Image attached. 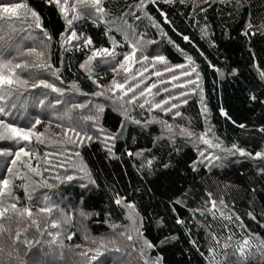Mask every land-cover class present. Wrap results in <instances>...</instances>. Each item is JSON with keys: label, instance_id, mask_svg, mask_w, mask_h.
I'll return each instance as SVG.
<instances>
[{"label": "trees", "instance_id": "trees-1", "mask_svg": "<svg viewBox=\"0 0 264 264\" xmlns=\"http://www.w3.org/2000/svg\"><path fill=\"white\" fill-rule=\"evenodd\" d=\"M0 3L27 5L39 15L43 27L42 31L32 26L30 16L0 20V58L27 62L28 67L17 72L29 80L28 90L21 89L22 95L0 100L5 109L0 120L21 128L35 125L34 131L42 134L44 141L37 142L35 136L31 143L0 140V152L15 153L20 147L33 152L31 163L34 167L39 164L42 173L34 175L20 161L12 166L13 156L0 155V180H10V191L16 198L5 200V204L15 202L18 209L0 219V264H44L60 256L61 263L69 257L73 264H86L79 253L88 248L99 249V253H89L98 256L91 264H144L156 257H163L162 264H264V174L260 171L264 161L222 150L236 145L247 153L264 152V0H209L207 4L203 0H145L143 9L135 7L139 0H102L106 16L69 0V18L74 4L80 13L70 30L60 8L49 0ZM70 31L91 38L93 44L83 47L82 39L64 43L61 37ZM109 37L118 45L116 56L93 61L90 79L80 65L92 50L112 48ZM135 41L141 46L126 67L161 72L173 68L179 77L176 84L184 87L171 85L168 97H179L172 100L179 108L167 112L154 107L162 101L155 98L157 95L145 97L150 103L141 108L145 98L127 103L130 97L119 100L120 90L107 91L113 80L122 83L132 76L133 68L125 73L118 61L132 52ZM29 48L43 52V57L21 55ZM15 50L19 55L13 53ZM144 56L147 61L136 63ZM158 56H163L165 63L156 62ZM187 57L194 64L189 65ZM38 64L52 67L40 68ZM192 67L195 72H191ZM184 71L191 75H182ZM151 75L130 81L140 83L137 94L146 86L141 81ZM39 79L63 89L64 95L32 89V82ZM189 80L196 85L188 84ZM101 92L104 95H99ZM182 92L187 95L181 96ZM57 99L62 103L56 104ZM75 104L87 107L76 109ZM121 105L123 112L117 110ZM99 108L103 111L98 112ZM85 115L97 118L85 121ZM70 128L92 140L65 143L64 132ZM204 133L221 147L199 141ZM68 135L76 139L73 133ZM108 136L115 139L105 141ZM75 152L79 157L73 155ZM226 157L231 163L224 161ZM69 158L76 168L70 166ZM28 159L21 157V161ZM62 163L64 167L59 166ZM81 164L85 172L79 170ZM67 175L75 178L67 181ZM117 197L135 205L139 231L156 246L143 256L128 219L129 210L115 203ZM211 201L216 202L215 215ZM43 207L53 211L39 212ZM25 208L31 209L32 217L19 216ZM52 221L60 226L52 228Z\"/></svg>", "mask_w": 264, "mask_h": 264}, {"label": "snow or ice", "instance_id": "snow-or-ice-1", "mask_svg": "<svg viewBox=\"0 0 264 264\" xmlns=\"http://www.w3.org/2000/svg\"><path fill=\"white\" fill-rule=\"evenodd\" d=\"M152 3H156V0H151ZM165 2L167 3H172L174 2V0H165ZM181 3L184 2V0H180ZM203 2L205 4L209 3V0H203ZM49 3H53L56 5V7L60 8L61 13L64 15L65 20L67 21V25L69 30L71 29V25L73 22V19H78L80 16V13L77 12L76 10V5H72L71 7V11L73 12V15L71 16V18H69V16L67 15L68 12V4H69V0H49ZM76 4H82L86 7H91L95 13L100 14L101 16H106V10L105 8L102 6V0H76ZM145 6V0H139V4H137L135 7L138 9H143V7ZM21 10H23V12H21ZM205 9L201 8V11H204ZM131 14V13H130ZM21 16H23L24 19H27L29 16L31 17L32 20V26H34L37 29H41L43 31V27H42V23L40 20L39 15L31 10L30 8L27 7V5L22 4V3H0V20H11L13 18L16 19H20ZM249 28H251V24H249ZM111 30V29H110ZM248 33L246 32L245 35H247ZM44 36L47 40H51V37L48 35L47 32H44ZM62 41L64 43H70L73 40H78V39H82V44L83 47H89L93 44V41L91 38L89 37H79L77 35V33L75 31H70L68 35L61 37ZM110 40H112V48H107V47H101V48H97L92 50L91 55L88 56V58L85 60L84 63H82L80 65V67L82 69H84L85 71H87L90 75L89 78L91 79V73L93 71V61H95L97 58H101V59H108V58H113L116 56V52H115V48L118 46L115 39L113 37H109ZM128 39L127 34H125V40ZM185 40H187V37H184ZM140 41H135L132 43L131 47H132V52L131 53H126L123 56V60L122 61H118L119 63V69H122L125 73H129L131 72V68L126 67L127 63L135 56L136 52L138 51V49L140 48ZM35 54L37 57H43L44 53L38 51L36 48H29L28 51L26 53L22 52L21 55H32ZM148 57L144 56L142 57V60H137L136 63H141L142 61H147ZM187 60L189 62V65L194 64V61L192 60L191 57H187ZM156 62L158 63H165V58L163 56H158L156 57ZM40 68H51L52 66L50 64H38L37 65ZM28 67V63L24 62V63H14L12 60H5L3 58H0V100H4L6 97L11 96V95H22L23 93L21 92V89H23L24 91L28 90V85H29V80L22 78L18 72L17 69H21V68H26ZM178 68H184V65H178ZM148 69L144 68L143 71H137L136 74L132 75L131 77L125 78L124 81L122 83L117 82L116 80L112 81V86L109 87L107 89L108 92H112L113 89H119L122 93V95L119 96L120 100H124V97H127L129 93H133V95L131 96V98L127 101V103H135L137 100H139L140 98H145L147 96H154V95H158L160 92V89L158 87V84H168L171 83L172 81H176L179 80V77L176 75H173L171 77V80H159L158 83L153 82L149 85H146L143 89H141L138 94H137V89H140V83H135V84H131L130 81H134L136 79V76L139 75L141 77H143L144 72H146ZM58 71V70H57ZM113 71H118V69L113 68ZM165 71L167 72H173L174 69L171 67H168L165 69ZM196 69L195 67H192L191 72H195ZM53 75H56V72H53ZM153 75H155L156 77H162L163 76V72L161 71H156L153 73ZM182 75L184 76H190L191 73L188 71H184L182 73ZM261 76L264 77V73H261ZM95 83V81H93ZM143 81H141L142 83ZM188 84H192V85H196V81L194 80H189L187 82ZM198 86V85H197ZM73 88H76V85L72 86ZM173 87H184V85L182 84H173ZM31 88L32 89H36V88H43V89H47L50 90L52 93H57L59 96H63L64 95V90L61 88H58L55 84L48 82L47 80L44 79H39L36 80L34 82H32L31 84ZM153 89H157L156 93H153ZM162 91L164 92H168L169 88L168 87H164L162 89ZM99 95H104L103 92L99 93ZM181 96H185L187 95V93L182 92L180 93ZM179 97L176 96H170L167 99H164L158 103H155L154 107L156 108H161L164 111L167 112H171L172 109L175 108H179L180 105L178 103H171L172 100H178ZM253 99H255V97H253ZM39 104L41 106L44 105V100L40 99ZM62 103V101L60 99L56 100V104H60ZM149 100L148 99H144V103L140 104V107L143 108L145 104H149ZM183 103H187V100H184ZM165 105H170V107L165 108ZM15 105H13L14 107ZM87 107V105L85 104H75L73 105V108L76 109H83ZM121 107H123V105H121ZM103 111L102 108L98 109V112ZM204 111L207 112V108L205 106ZM5 109L3 107H0V113H4ZM222 115H224L225 117H227V113L223 112V110H221ZM176 116L180 115V112L177 111L175 113ZM97 117L92 116V115H85L82 117L83 120L85 121H95ZM36 124H39L40 121L37 120L35 122ZM34 127L35 125H33L32 127L29 128H21V127H17L14 126L13 124L10 123H6L4 120H0V140H11L13 142L19 143L20 141H25V142H29L31 143L32 137L35 136L37 139V142L39 143H43L44 141L40 139V136L42 134H38L34 131ZM243 127V126H241ZM101 131H103L101 129ZM71 132L74 134V137L76 139L73 138V136H69L68 133ZM187 135L189 137H192V133L188 132ZM206 137V133L201 134L198 137L199 141H202L204 144H207L209 147H216V148H220V144H213L212 141L208 140L205 138ZM64 142L65 143H73V144H79L83 142V139H87V140H92L91 136H83L80 132H78L75 128H70L65 130L64 132ZM111 139H115V137H105V141L107 140H111ZM223 151H226L230 154H235L236 152L239 153L240 156H251L253 159H259L264 161V152H256L255 154L252 153H247L245 150L243 149H239L237 148L236 145H233L231 149H222ZM109 153H111L112 149L109 147L108 148ZM0 155H9V156H13L14 158L11 160V164L12 166H16L17 162L20 161L21 163L24 164L25 167H27L28 171L33 173L36 176H42L40 169V165L37 164L35 167L32 165L31 163V158L33 157L34 153L31 151H26L24 147H20L17 151H15V153H12L11 151H6V152H0ZM38 155V153L36 154ZM73 155H75L76 157H79V152H75L73 153ZM129 155H132V153H129ZM201 157H204V153L201 152L200 153ZM21 157H27L29 158L28 161H21ZM205 159H207V157H204ZM215 159H220V157H215ZM68 163H70V166L73 168H76L77 165L74 162H71L70 158L68 160ZM151 160L148 161V164L151 165ZM195 163V162H194ZM200 163H203V160L200 161ZM60 167H64V164H60ZM165 167H167V165H165ZM79 170L81 172H85V167L83 166V164L79 165ZM45 171H47V169H45ZM262 174H264V169L260 170ZM8 172L11 173L12 172V168L8 169ZM20 179H24L23 177H18ZM75 177L72 175H67L65 176V180L67 181H71L73 180ZM91 183H95V181H90ZM45 184H47V181H44ZM82 187H87V185H82ZM16 198L12 195L11 191H10V180L9 179H3L0 180V219H3L7 216V214L9 212L16 214L18 212L17 209V204L15 202H10L5 204V200H10V201H14ZM115 203L117 205H121L123 207H126L129 210L128 213V219L131 222L132 226H133V231H136L137 233V237L139 239V244H140V254L141 256L144 255L145 251L148 249H153L156 246L148 241L146 238H143V234L139 231V227L138 225V221L136 219V217L138 216V213L135 210V205L131 204V203H125V201L123 200V198L117 197L115 200ZM221 204H223V201L220 202ZM211 207L214 210L213 211V215H215V210H216V202L215 201H211ZM226 207V206H225ZM53 211L52 208L50 207H43L39 209V212L41 213H51ZM19 216L23 217L24 215H27L29 218L32 217V211L31 209L25 208L23 211H19ZM221 216L224 215L223 212L220 213ZM82 216H86L87 218V214H85L84 212H81ZM8 219H11L10 216L7 217ZM227 219H231V217H227ZM237 219H239V217H237ZM65 222L70 223L71 222V218H65ZM178 223H183V221L178 220ZM33 224H35V220L32 221ZM60 225L56 222V221H52L51 222V227L52 228H58ZM0 230H2V226H0ZM19 232L17 233V239L19 238ZM51 235V233H50ZM74 235V234H73ZM68 239H72V235H69L67 237ZM126 238L131 241L133 240V237L131 235H127ZM85 239H87V237H85ZM93 244L96 243V241H92ZM161 243H164V241H162ZM248 241H245V244L247 245ZM105 245H101V247H104ZM77 247L79 248L80 246L77 245ZM116 251H119V249H115ZM95 251L96 253H99V249H91L88 248L86 250H83L79 253V255H81L82 257L85 258L86 260V264H91L92 261L97 260L98 256L97 255H89V253ZM210 251H214V250H210ZM241 254H243V250H241ZM163 261V257H156L154 260L152 261H144V264H162Z\"/></svg>", "mask_w": 264, "mask_h": 264}, {"label": "rangeland", "instance_id": "rangeland-1", "mask_svg": "<svg viewBox=\"0 0 264 264\" xmlns=\"http://www.w3.org/2000/svg\"><path fill=\"white\" fill-rule=\"evenodd\" d=\"M13 53H15V55H19V53H18V51L17 50H15ZM130 68H133V72H132V75H134V74H136L137 73V71H139V67H130ZM148 70L146 71V72H144V75H143V77H141V76H139V75H137L136 76V79H142V78H145L147 75H148V73H151L152 75H151V77H149V78H147V80H145V81H143L142 83H141V85L143 86V85H148V84H150V83H153V82H159V80H161V79H163V80H171V77L173 76V75H175L177 72H164L163 71V76L162 77H156L155 75H153V73L154 72H156L155 70H153L152 68H147ZM178 80H176V81H172L171 83H168V84H158V87H159V89H160V93L155 97V98H160L161 100H163L164 98H169L168 97V93H169V91L168 92H164V91H162V89L164 88V87H171V85H173V84H176V82H177ZM154 90H157V89H154ZM114 92L115 93H117V92H120L119 91V89H116V90H114ZM119 94L120 95H122V93L120 92V93H117V95L119 96ZM133 95V93H129L128 94V96L127 97H124V99L125 98H128V97H130L131 98V96ZM119 98V97H118ZM120 100V99H119ZM144 101V100H143ZM171 103H172V101H171ZM117 110L119 111V112H123V108L122 107H118L117 108ZM163 138H166V135L165 134H163ZM216 153H218V151H215ZM239 158V157H238ZM224 161L226 162V163H231V161L229 160V158L228 157H226L225 159H224ZM258 161V160H257ZM261 161V160H260ZM255 168V167H254ZM68 257V256H67ZM60 260H62V256H60L57 260H55V261H52L51 259L49 260V261H46L44 264H73V262H71V259L68 257L67 258V260H66V263H61L60 262Z\"/></svg>", "mask_w": 264, "mask_h": 264}]
</instances>
